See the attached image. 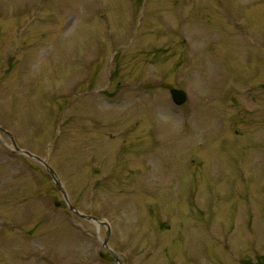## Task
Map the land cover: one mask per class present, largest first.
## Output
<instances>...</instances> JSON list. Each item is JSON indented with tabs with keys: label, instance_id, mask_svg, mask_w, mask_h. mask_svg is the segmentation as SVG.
<instances>
[{
	"label": "rangeland",
	"instance_id": "1",
	"mask_svg": "<svg viewBox=\"0 0 264 264\" xmlns=\"http://www.w3.org/2000/svg\"><path fill=\"white\" fill-rule=\"evenodd\" d=\"M0 126L125 264H264V0H0ZM105 234L0 131V264Z\"/></svg>",
	"mask_w": 264,
	"mask_h": 264
},
{
	"label": "water",
	"instance_id": "2",
	"mask_svg": "<svg viewBox=\"0 0 264 264\" xmlns=\"http://www.w3.org/2000/svg\"><path fill=\"white\" fill-rule=\"evenodd\" d=\"M170 95H171V98L173 100V102L176 104V105H181L184 103V101L186 100V94L185 92L182 90V89H179V88H171L170 89ZM0 131H2L3 133H5L9 140H10V143L11 145L13 146V149L18 152V153H21L23 155H26L27 157L29 158H32L34 159L35 161L39 162L46 170V172L49 174V176L51 177L52 181L54 182V185L56 186V188L60 191V193L62 194V197L66 203V205L68 206V208L73 211L76 215L84 218V219H87V220H90V221H93L94 223H97V224H104L106 225L107 227V224L104 223L103 221H100L98 219H96L95 217L91 216V215H85L81 212H79L77 209L73 208L71 206V204L69 203V200H68V197L66 195V192L59 180V178L57 177V174L55 173V171L51 168V166L47 163V161L44 159V158H41L27 150H24V149H21L17 146V144L15 143V140H14V137H13V134L11 132H9L8 130L2 128L0 126ZM109 234V228L107 227V234H106V237L104 239V242H103V245L113 254L114 258H115V261L118 263V264H123V262L117 257V255L115 253L112 252V250L107 246V235Z\"/></svg>",
	"mask_w": 264,
	"mask_h": 264
}]
</instances>
